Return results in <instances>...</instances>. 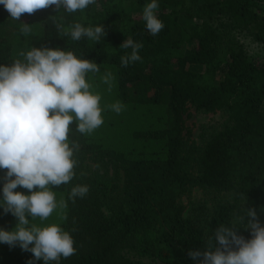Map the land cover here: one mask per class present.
Instances as JSON below:
<instances>
[{
    "label": "trees",
    "instance_id": "1",
    "mask_svg": "<svg viewBox=\"0 0 264 264\" xmlns=\"http://www.w3.org/2000/svg\"><path fill=\"white\" fill-rule=\"evenodd\" d=\"M150 2L96 0L71 14L51 6L20 21L0 4V64L23 61L20 53L46 46L71 50L115 75L108 90L114 101L100 102L104 125L87 135L70 125L69 141L79 144L75 176L51 189L67 204L53 218L66 215L60 227L76 249L59 264H145L132 257L136 252L199 264L188 252L205 251L220 224L252 238L245 229L250 218L237 221L245 208H254L264 226V62L242 40L246 34L264 42V0H157L164 28L156 36L142 19ZM21 22L31 25L27 37ZM76 22L103 25L106 35L74 41L57 29ZM128 37L143 44L141 60L122 67L120 57L131 48L119 46ZM117 101L124 105L119 114L107 107ZM192 105L228 114L204 146L190 142L185 114ZM78 184L89 191L73 202L69 193ZM195 185L214 200L194 204L192 215H203L198 219L180 200ZM15 218L2 208L0 229L13 230ZM30 261L44 264L19 244L0 243V264Z\"/></svg>",
    "mask_w": 264,
    "mask_h": 264
},
{
    "label": "clouds",
    "instance_id": "2",
    "mask_svg": "<svg viewBox=\"0 0 264 264\" xmlns=\"http://www.w3.org/2000/svg\"><path fill=\"white\" fill-rule=\"evenodd\" d=\"M95 3L96 0H0L16 21L22 14H34L51 6L57 12L63 8L71 14L83 12ZM158 7L157 0H151L142 13L146 29L153 36L164 28L155 12ZM57 29L74 41L85 37L99 41L106 35L103 25L85 27L79 22L68 28L58 23ZM31 31V25L21 22L22 35L27 37ZM119 47L131 48L130 54L120 57L122 67L141 60L142 43L128 37ZM20 55L23 61L16 59L10 65H0V169L7 170L0 207L18 220L13 230L0 229V243L19 244L33 254L34 260L59 264L62 257L75 254L73 237L58 224L40 226L31 221H45L57 209L67 207L63 199L57 201L51 189L70 183L75 176L74 156L79 144L69 141L70 125L75 123L76 131L87 135L104 123L102 97L86 79L88 73H97L100 67L61 48L31 47ZM113 79L111 72L102 77L109 91ZM107 107L119 114L124 105L117 101ZM17 187L30 194L14 191ZM88 191L87 185L73 186L69 199L74 202ZM245 211L246 215L238 216L237 221L250 218L246 219L245 229H251V239L237 235L235 226L220 224L209 237L206 250H190L189 257L199 264H264V226L254 208ZM60 218L67 217L61 214Z\"/></svg>",
    "mask_w": 264,
    "mask_h": 264
},
{
    "label": "rangeland",
    "instance_id": "3",
    "mask_svg": "<svg viewBox=\"0 0 264 264\" xmlns=\"http://www.w3.org/2000/svg\"><path fill=\"white\" fill-rule=\"evenodd\" d=\"M242 40L245 43V46L247 50L250 52L252 56L257 58L258 61L264 62V42L258 41L254 39L250 35H242ZM0 65H10V64H0ZM105 72H111V70L108 71V69L100 67V71L97 73H88L86 79L89 83L93 85L94 90L99 93L102 97L101 102L104 99H111L114 101L115 96L108 94V85L103 83L102 77L104 76ZM97 75V76H95ZM113 78L115 79L114 73H112ZM91 77V79L89 78ZM98 77V78H97ZM114 79L112 81V87ZM94 82L99 83V87L97 88ZM111 87V88H112ZM105 89L104 93H101V90ZM228 114L224 110H217V111H207L204 109H198L194 105L189 107L188 112L185 114V123L188 126L189 129H191L190 134V142L195 141L196 144L200 146H204L206 144V141L208 138L211 137L215 131H218L220 128L224 126L225 121L227 120ZM104 123L102 124V126ZM6 169H0V199L3 197L2 189L3 185L6 182L5 181V175H6ZM110 175V173L108 174ZM14 191L17 192H23L25 195L30 194L27 189H24L22 187H17ZM55 193V191H54ZM56 195V199L58 200V195ZM212 194L209 193V190H205L203 187L199 185L192 186L190 190H188L186 193H184L180 200L186 205L185 213L187 215H191L194 218H202L203 215H192V213L195 211L193 210V206L197 202H204L207 205H211L214 200H212ZM225 197H231V196H225ZM2 207H0V210ZM55 214L57 212L54 211ZM53 212V213H54ZM54 214H52L47 220L41 221L39 218H37L34 221H31V223H36L40 226H45L47 224H58L61 226L63 221L65 219H61L60 216L58 218H53ZM30 219V217H29ZM18 223L17 218H15L14 224ZM206 231L208 229V226L203 227ZM133 258L141 260L142 263L145 264H186L184 259L177 260L175 257H169L166 258L162 255H159L157 253L152 254H142V253H134L132 254ZM55 264V262H54Z\"/></svg>",
    "mask_w": 264,
    "mask_h": 264
}]
</instances>
